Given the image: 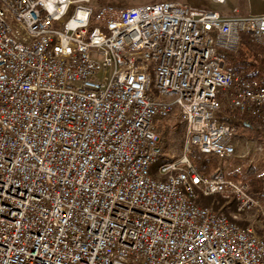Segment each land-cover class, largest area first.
<instances>
[{"label":"built area","instance_id":"1","mask_svg":"<svg viewBox=\"0 0 264 264\" xmlns=\"http://www.w3.org/2000/svg\"><path fill=\"white\" fill-rule=\"evenodd\" d=\"M73 4L0 0V264H264V200L191 157L236 155L224 110L264 129V76L226 71L218 52L241 35L264 47V16ZM156 118L185 133L154 174Z\"/></svg>","mask_w":264,"mask_h":264},{"label":"trees","instance_id":"2","mask_svg":"<svg viewBox=\"0 0 264 264\" xmlns=\"http://www.w3.org/2000/svg\"><path fill=\"white\" fill-rule=\"evenodd\" d=\"M225 63V70L228 72H239L247 77L264 76V47L254 45L250 42L248 36L241 35V40L237 51L232 52L224 49L218 50ZM220 123H226L237 128L256 129L259 134L262 127L255 123L251 118L241 115L238 112L222 111L217 115ZM156 122L161 127L160 150L165 154L163 159L154 167L153 173L165 164H169L178 158H168L167 151L169 143L173 136H178L184 141L185 126L177 124V127L171 126L167 119L156 118ZM191 157L197 170L209 178H215L221 175L234 181L246 182L249 184V192L258 199L264 200V176L256 175L253 167L245 170L225 171V161L221 160L216 154H207L194 147L191 150ZM197 202L203 206H210L219 213H224L230 217L234 206H225L224 200L220 197H202L199 196ZM259 234L262 230L258 229Z\"/></svg>","mask_w":264,"mask_h":264},{"label":"rangeland","instance_id":"3","mask_svg":"<svg viewBox=\"0 0 264 264\" xmlns=\"http://www.w3.org/2000/svg\"><path fill=\"white\" fill-rule=\"evenodd\" d=\"M70 14H74L79 6L92 7L97 9L104 5H115L121 7H132L149 3L162 2L167 0H73ZM187 3L193 8L218 11L223 16H264V0H225V4H219L215 0H178ZM168 122L171 126L177 127L180 124L175 119ZM181 125V124H180ZM235 135L236 155L230 160L225 161V171L245 170L253 167L256 175L264 176V129L261 134L256 129L237 128ZM184 141L180 137L173 136L167 151L168 158H178L183 153ZM262 230L264 229L258 228ZM259 233V232H258Z\"/></svg>","mask_w":264,"mask_h":264}]
</instances>
